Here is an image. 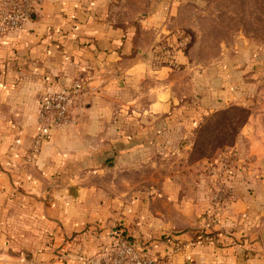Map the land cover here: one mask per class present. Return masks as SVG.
<instances>
[{"label":"crops","instance_id":"crops-1","mask_svg":"<svg viewBox=\"0 0 264 264\" xmlns=\"http://www.w3.org/2000/svg\"><path fill=\"white\" fill-rule=\"evenodd\" d=\"M114 2L38 0L22 30L0 37V133L6 131L0 155L6 153L20 164L38 133L43 98L67 81L91 77L89 94L72 109L76 124L58 128L43 143L35 166L25 173L31 180L26 184L43 194L54 180L50 195L56 193L57 206L67 208V233L99 229L100 239L110 247L115 241L111 227L120 222L138 253L168 259L177 246L193 240L191 230H202L206 221L188 180L179 184L175 175H161L157 185L146 189L108 185L109 190L90 182L89 175L63 181L81 176L79 171L85 169L97 177L144 167L139 162L153 167L157 145L173 141L176 125L168 116L176 99L169 45L174 42L170 25L178 0H156L155 9L141 23L140 46L133 28L110 19ZM189 175L190 170L184 176ZM256 184L264 188V180ZM0 185L9 188L3 172ZM246 185L251 187L249 180ZM254 201L236 198L222 214L213 241L173 253L168 263L264 264V256L259 260L248 251L239 253L243 246L236 243L250 235Z\"/></svg>","mask_w":264,"mask_h":264},{"label":"rangeland","instance_id":"rangeland-1","mask_svg":"<svg viewBox=\"0 0 264 264\" xmlns=\"http://www.w3.org/2000/svg\"><path fill=\"white\" fill-rule=\"evenodd\" d=\"M155 5L156 0H115L110 19L133 28L135 44L140 46L141 23ZM176 6L170 25L175 37L169 45L176 99L168 116L176 125L173 141L157 145L158 159L153 167L150 162H139L144 167L97 177L85 169L79 171L81 176L63 181L89 175L90 182L106 190L112 188L108 185L146 189L157 185L161 175H175L179 184L186 179L195 186V194L191 193L202 202L200 215L206 219L219 215L218 222L236 198H254L251 211L255 223L250 235L236 243L243 246L239 253L248 251L261 260L264 188L255 183L264 180V0H178ZM3 131L0 141L5 144ZM38 134L39 130L20 164L6 153L0 155V172L9 180V188L0 185L4 196L0 199V264H113L119 240L133 246L132 236L123 231L125 226L118 222L111 227L115 241L110 247L100 239L99 229L87 227L69 234L63 221L67 208L57 206L56 193V198L50 195L56 187L54 180L45 185L48 193L30 191L26 182L31 180L25 173L35 166L43 143L49 139L38 143ZM188 170L191 175L185 177ZM248 180L251 187L246 185ZM191 231L193 240L183 246L188 249L207 243L196 244L201 230ZM257 244L259 248H254ZM170 258L157 260L170 264Z\"/></svg>","mask_w":264,"mask_h":264},{"label":"built area","instance_id":"built-area-1","mask_svg":"<svg viewBox=\"0 0 264 264\" xmlns=\"http://www.w3.org/2000/svg\"><path fill=\"white\" fill-rule=\"evenodd\" d=\"M38 0H1L0 2V37L10 32L20 31L34 13ZM91 77L77 78L66 84L59 91L46 95L41 102L39 114L38 143L52 136L58 128L76 124L72 115L75 106L83 104L89 94ZM219 215H212L206 219L203 229L197 237L196 244H203L212 240L211 234L219 223ZM194 245V244H192ZM185 246H177L173 253L182 252ZM113 264H160L157 259L140 254L126 240H119L118 254Z\"/></svg>","mask_w":264,"mask_h":264},{"label":"trees","instance_id":"trees-1","mask_svg":"<svg viewBox=\"0 0 264 264\" xmlns=\"http://www.w3.org/2000/svg\"><path fill=\"white\" fill-rule=\"evenodd\" d=\"M214 235H215V234H213V233L211 234V237H212V239H214V238H213V237H214ZM127 240H128V241H130V239H129V238H127Z\"/></svg>","mask_w":264,"mask_h":264},{"label":"water","instance_id":"water-1","mask_svg":"<svg viewBox=\"0 0 264 264\" xmlns=\"http://www.w3.org/2000/svg\"><path fill=\"white\" fill-rule=\"evenodd\" d=\"M69 82H70V81H67V84H68ZM65 86H66V85H65ZM65 86H64V87H65Z\"/></svg>","mask_w":264,"mask_h":264}]
</instances>
